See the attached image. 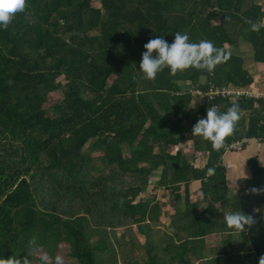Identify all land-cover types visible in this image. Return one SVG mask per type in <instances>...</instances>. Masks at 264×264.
<instances>
[{
    "label": "trees",
    "instance_id": "trees-1",
    "mask_svg": "<svg viewBox=\"0 0 264 264\" xmlns=\"http://www.w3.org/2000/svg\"><path fill=\"white\" fill-rule=\"evenodd\" d=\"M255 1L26 0L0 29V257L55 264L63 243L70 264H258L260 215L239 196L217 200L224 146L191 135L207 108L222 113L233 104L207 96L198 104L196 89L252 82L235 47L243 41L264 58V26L252 31L246 22L264 25V0ZM176 32L212 41L229 59L212 72L165 67L145 79L143 45L158 35L172 42ZM54 91L62 99L47 105ZM252 103L237 100L240 109ZM251 121L226 143L264 139V123ZM202 153L209 157L199 165ZM197 181L204 196L191 202ZM252 181L264 192V169ZM151 188L169 191L167 201L148 200ZM238 209L254 220L241 233L224 221ZM212 235L221 244L206 247Z\"/></svg>",
    "mask_w": 264,
    "mask_h": 264
},
{
    "label": "clouds",
    "instance_id": "clouds-1",
    "mask_svg": "<svg viewBox=\"0 0 264 264\" xmlns=\"http://www.w3.org/2000/svg\"><path fill=\"white\" fill-rule=\"evenodd\" d=\"M25 6L26 0H0V29L7 28L14 15L23 12ZM246 22L252 31H259L264 26L252 21ZM173 35L172 42L158 35L143 45L145 51L141 53L138 70L145 79H155L157 73L163 71L165 67L173 75L190 67L212 72L218 64L229 59L230 54L216 47L210 40L192 42L186 33L176 32ZM239 120V104L233 103L222 113L213 105L206 109L204 116L197 119L192 126L191 135L202 137L211 143L213 149L218 150L222 147L225 138L233 133ZM212 172L213 169H208L209 174ZM224 221L229 228L239 230L240 233L245 230V226L251 227L254 223L251 215L239 209L226 213ZM0 264H21V260L10 256L6 259L0 257ZM22 264H30V261L24 258ZM55 264H61V257H56ZM258 264H264V255L260 257Z\"/></svg>",
    "mask_w": 264,
    "mask_h": 264
},
{
    "label": "crops",
    "instance_id": "crops-1",
    "mask_svg": "<svg viewBox=\"0 0 264 264\" xmlns=\"http://www.w3.org/2000/svg\"><path fill=\"white\" fill-rule=\"evenodd\" d=\"M234 51L243 59L244 70L247 72L248 77L252 80V82H250L247 87H241V89H247L252 93H260L264 96V58L257 59V54L254 51V48L250 44L243 41L235 47ZM228 87L231 88L230 86ZM222 100H228L233 103H237V100ZM241 100H250L253 102L251 108L240 109V120L237 122V128H235V130L244 134V132H247L250 122H252V116L260 119L258 125L264 123V98H243ZM259 102H262V105H259ZM235 141L244 142L242 148L238 151L226 150V146ZM226 142L227 140L225 138L222 145L224 146V152L223 154H221L219 160L216 161V166L219 165L221 167L219 173L224 180V184L221 183L222 189L219 190L220 194L217 196V200L221 199L222 197L230 200L232 198L234 199L236 196H239L243 201L247 203L249 212L252 214H259V220L264 224V192L257 184L252 181L256 167L264 169V139H262L261 137L247 139L246 137H244V135H241V137H236L234 139H231L230 142ZM181 147L184 148L185 153L190 151L188 149L187 142L186 144L183 143ZM207 155L209 157L208 153L201 154V157L198 160L199 165H202L206 162ZM216 166L214 165L213 170L217 171ZM259 174L260 171L258 173L256 172V175ZM200 187L201 184L199 181L193 183V185L191 186V192L189 196L191 202L199 200L204 196L200 191ZM157 191L160 192V199L162 200V202H164L165 200L163 197L162 189ZM213 191L214 189L211 190V192ZM166 197L167 195L165 196V198ZM213 204V207L217 210V208L219 207V203L214 202ZM169 208L170 207L165 206L164 209L168 212L169 215L173 214L169 211ZM166 216L167 215H162L160 217V220L168 217ZM251 226H253V224ZM251 237L252 234H250L247 229L245 231L244 238L245 240H249ZM193 264H197V262H194Z\"/></svg>",
    "mask_w": 264,
    "mask_h": 264
},
{
    "label": "rangeland",
    "instance_id": "rangeland-1",
    "mask_svg": "<svg viewBox=\"0 0 264 264\" xmlns=\"http://www.w3.org/2000/svg\"><path fill=\"white\" fill-rule=\"evenodd\" d=\"M255 2H257V3H259L260 2V0H256ZM93 4V6L94 7H99V3L98 2H93L92 3ZM250 69V68H249ZM195 94H198V92H195ZM199 95V94H198ZM197 95V96H198ZM62 99V93L60 92V91H54V92H52V93H50L49 95H48V98H47V105H52L53 104V102H55V101H57V100H61ZM202 101L203 100H200V101H198V104H201L202 103ZM186 144V140L185 141H182V144ZM99 153L98 152H94L93 153V155H98ZM150 186H153V185H150ZM153 188V187H152ZM150 189V190H146L145 191V196H147L146 198H148V200H151L153 197L155 198V197H157V198H161L160 197V192H158L157 190H153V189ZM182 189V188H181ZM163 191V190H162ZM164 194H165V196L166 195H169V191H166V192H164L163 193V197H164V200L165 201H167V198H165V196H164ZM164 201V202H165ZM169 211L171 212V213H174V211H173V209L170 207L169 208ZM169 220L167 219V218H165V219H163V220H160V222L162 223V224H166L167 222H168ZM117 231V230H116ZM117 233H119V230L117 231ZM220 240H221V238H220V236L219 235H212V236H208V237H206L205 238V241H204V243H205V246L206 247H209V246H211V247H215V246H219V244H221V242H220ZM135 249H133V248H131V247H129V246H127L126 248H125V251L126 252H128V255L129 256H136L137 258H138V260H140V256L137 254V252L136 251H134ZM68 252H69V249H68V247L65 245V244H63V243H61V244H59V246H58V253L57 252H55L56 254H55V257H61V264H70V259H69V257L67 256V254H68ZM37 254H38V258H46L47 257V255H46V253L43 251V250H39L38 252H37ZM137 260V261H138Z\"/></svg>",
    "mask_w": 264,
    "mask_h": 264
},
{
    "label": "built area",
    "instance_id": "built-area-1",
    "mask_svg": "<svg viewBox=\"0 0 264 264\" xmlns=\"http://www.w3.org/2000/svg\"><path fill=\"white\" fill-rule=\"evenodd\" d=\"M195 92H198V94H195ZM195 96L199 98V100H202L206 96L208 99H213L216 97H221L222 99H231V100H239L242 98H254V99H261L264 98V96L260 93H252L247 89H241V88H229V87H210L206 93H203L201 90L196 89L193 93ZM244 142L242 141H235L231 142L228 146H226V150L229 151H238L242 148Z\"/></svg>",
    "mask_w": 264,
    "mask_h": 264
}]
</instances>
